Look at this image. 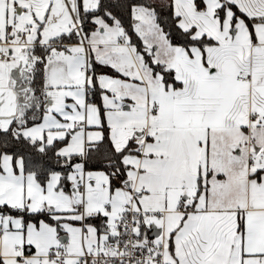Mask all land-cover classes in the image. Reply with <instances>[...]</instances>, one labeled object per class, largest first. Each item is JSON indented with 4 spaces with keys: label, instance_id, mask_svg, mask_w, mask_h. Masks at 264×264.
<instances>
[{
    "label": "snow or ice",
    "instance_id": "obj_1",
    "mask_svg": "<svg viewBox=\"0 0 264 264\" xmlns=\"http://www.w3.org/2000/svg\"><path fill=\"white\" fill-rule=\"evenodd\" d=\"M0 264H264V0H0Z\"/></svg>",
    "mask_w": 264,
    "mask_h": 264
}]
</instances>
